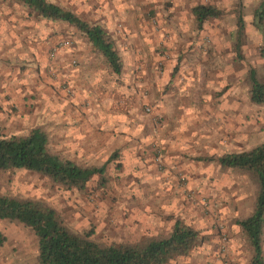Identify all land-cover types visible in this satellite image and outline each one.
Segmentation results:
<instances>
[{"label":"rangeland","instance_id":"rangeland-1","mask_svg":"<svg viewBox=\"0 0 264 264\" xmlns=\"http://www.w3.org/2000/svg\"><path fill=\"white\" fill-rule=\"evenodd\" d=\"M47 1L102 26L121 72L111 73L73 26L34 14L35 32L26 24L16 35L31 52L0 39V136L40 126L51 152L79 165L107 162L106 182L94 176L84 189H66L36 172L0 170V194L39 201L102 244L164 236L178 219L197 231L196 242L166 264H249L234 220L251 212L256 186L207 158L264 142V104L249 101L246 77L250 67L264 76L263 37L250 23L258 0ZM195 4L221 14L198 29ZM0 232V264H37L29 227L0 220ZM262 236L264 258V224Z\"/></svg>","mask_w":264,"mask_h":264},{"label":"trees","instance_id":"trees-1","mask_svg":"<svg viewBox=\"0 0 264 264\" xmlns=\"http://www.w3.org/2000/svg\"><path fill=\"white\" fill-rule=\"evenodd\" d=\"M38 17L61 21L73 26L87 41L90 49L100 56L113 74H119L122 61L114 41L99 24L90 23L47 0H15ZM196 28L214 19L221 11L209 4H195L190 8ZM252 26L262 34L261 57L264 59V0H258L252 9ZM243 18L236 14L233 48L236 57L243 33ZM248 99L253 104H264V76L259 78L254 68L247 70ZM114 157V153L110 156ZM109 157V158H110ZM215 161L221 168H230L248 175L256 191L251 212L234 220L244 236L251 255L249 264H264L262 233L264 224V142L249 149L225 153ZM106 163L79 165L51 152L46 132L34 126L26 134L0 136V170L25 169L36 172L52 183L66 189H84L89 180L97 177L102 186L106 182ZM0 220L16 221L29 227L36 237L37 264H166L175 257L187 255L194 247L197 231L175 219L164 236H151L134 243L102 244L93 241L90 232L77 234L67 229L56 212L39 201L0 194ZM5 236L0 232V246Z\"/></svg>","mask_w":264,"mask_h":264},{"label":"crops","instance_id":"crops-1","mask_svg":"<svg viewBox=\"0 0 264 264\" xmlns=\"http://www.w3.org/2000/svg\"><path fill=\"white\" fill-rule=\"evenodd\" d=\"M34 13L15 0H0V39H4V43L16 50V52H31L32 45L25 39L17 38L24 33L25 25L28 30L35 32V25L28 24ZM32 20V19H31ZM20 48V49H19Z\"/></svg>","mask_w":264,"mask_h":264},{"label":"built area","instance_id":"built-area-1","mask_svg":"<svg viewBox=\"0 0 264 264\" xmlns=\"http://www.w3.org/2000/svg\"><path fill=\"white\" fill-rule=\"evenodd\" d=\"M55 50V49H54ZM225 237H221L219 241V250H223L225 247Z\"/></svg>","mask_w":264,"mask_h":264}]
</instances>
